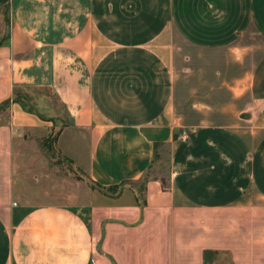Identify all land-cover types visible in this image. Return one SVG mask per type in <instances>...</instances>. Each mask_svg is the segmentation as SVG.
Masks as SVG:
<instances>
[{
  "label": "crops",
  "instance_id": "1",
  "mask_svg": "<svg viewBox=\"0 0 264 264\" xmlns=\"http://www.w3.org/2000/svg\"><path fill=\"white\" fill-rule=\"evenodd\" d=\"M6 102L0 264H264V0H0Z\"/></svg>",
  "mask_w": 264,
  "mask_h": 264
},
{
  "label": "rangeland",
  "instance_id": "2",
  "mask_svg": "<svg viewBox=\"0 0 264 264\" xmlns=\"http://www.w3.org/2000/svg\"><path fill=\"white\" fill-rule=\"evenodd\" d=\"M28 93H30V95L33 97L32 103L35 105V107L39 111H41V113H43V115H45V117H53V118L58 119L59 121L61 119V121H62V119H63L62 108L59 105V103L57 102L55 96L51 92H49L47 90L35 88L34 92L28 91ZM55 127H56L55 129H58L60 127V124L56 123ZM53 132H51L49 134V137L43 141L44 145L46 146L45 147L46 149L43 148L42 143L39 142V146L42 149L41 152H42V154H44L46 156L51 154V152H49L50 150L49 149L47 150V148L52 146L49 143L53 139L52 138ZM53 156H55V154ZM166 161H167V158H166ZM166 161L161 162L162 164H160V165H158V164L154 165L153 168L156 170V172H153L152 176H157V177L158 176H162V177L167 176L168 171H169V168H168L169 166H168V163ZM64 174H65V172H64ZM218 263L219 264H228L229 263L228 256L225 254H221L220 259L218 260Z\"/></svg>",
  "mask_w": 264,
  "mask_h": 264
},
{
  "label": "trees",
  "instance_id": "3",
  "mask_svg": "<svg viewBox=\"0 0 264 264\" xmlns=\"http://www.w3.org/2000/svg\"><path fill=\"white\" fill-rule=\"evenodd\" d=\"M28 91H35L34 88H30V89H17L15 88L14 90V97H13V101L19 100V101H24V106H26L28 109H35V105L32 103V99L33 97L30 95V93H28ZM21 101V102H22ZM9 107V102L4 103L1 107L0 110L5 111L7 108ZM208 255V254H207Z\"/></svg>",
  "mask_w": 264,
  "mask_h": 264
},
{
  "label": "built area",
  "instance_id": "4",
  "mask_svg": "<svg viewBox=\"0 0 264 264\" xmlns=\"http://www.w3.org/2000/svg\"><path fill=\"white\" fill-rule=\"evenodd\" d=\"M92 264H97V263H95V262H92Z\"/></svg>",
  "mask_w": 264,
  "mask_h": 264
}]
</instances>
